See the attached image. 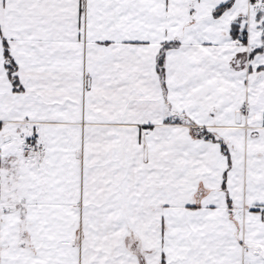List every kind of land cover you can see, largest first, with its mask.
Wrapping results in <instances>:
<instances>
[{"label": "snow or ice", "instance_id": "snow-or-ice-1", "mask_svg": "<svg viewBox=\"0 0 264 264\" xmlns=\"http://www.w3.org/2000/svg\"><path fill=\"white\" fill-rule=\"evenodd\" d=\"M0 264H264V0H0Z\"/></svg>", "mask_w": 264, "mask_h": 264}]
</instances>
